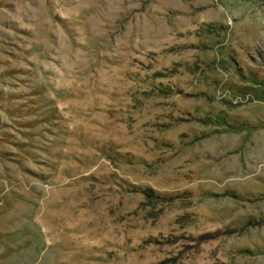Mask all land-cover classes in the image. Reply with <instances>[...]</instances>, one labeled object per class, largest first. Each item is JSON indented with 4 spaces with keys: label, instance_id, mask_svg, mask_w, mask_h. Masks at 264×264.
<instances>
[{
    "label": "rangeland",
    "instance_id": "374dc122",
    "mask_svg": "<svg viewBox=\"0 0 264 264\" xmlns=\"http://www.w3.org/2000/svg\"><path fill=\"white\" fill-rule=\"evenodd\" d=\"M0 264H264V0H0Z\"/></svg>",
    "mask_w": 264,
    "mask_h": 264
},
{
    "label": "trees",
    "instance_id": "16d2710c",
    "mask_svg": "<svg viewBox=\"0 0 264 264\" xmlns=\"http://www.w3.org/2000/svg\"><path fill=\"white\" fill-rule=\"evenodd\" d=\"M145 193H146V192H145ZM146 194H147V193H146ZM156 198H157V199H160L161 197L157 195Z\"/></svg>",
    "mask_w": 264,
    "mask_h": 264
}]
</instances>
